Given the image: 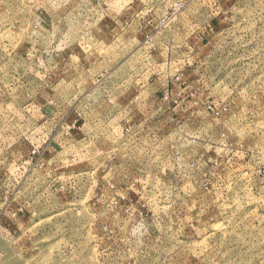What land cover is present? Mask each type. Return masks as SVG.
Returning a JSON list of instances; mask_svg holds the SVG:
<instances>
[{
	"label": "rangeland",
	"instance_id": "1",
	"mask_svg": "<svg viewBox=\"0 0 264 264\" xmlns=\"http://www.w3.org/2000/svg\"><path fill=\"white\" fill-rule=\"evenodd\" d=\"M0 264H264V0H0Z\"/></svg>",
	"mask_w": 264,
	"mask_h": 264
}]
</instances>
